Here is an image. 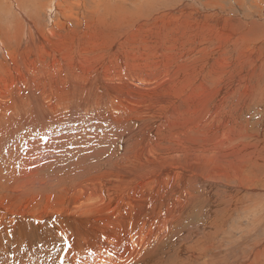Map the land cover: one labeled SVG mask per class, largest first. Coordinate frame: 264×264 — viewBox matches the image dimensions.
Instances as JSON below:
<instances>
[{"label": "bare ground", "instance_id": "bare-ground-1", "mask_svg": "<svg viewBox=\"0 0 264 264\" xmlns=\"http://www.w3.org/2000/svg\"><path fill=\"white\" fill-rule=\"evenodd\" d=\"M55 1L0 0V264H39L48 257L50 264H126L164 251L182 231L176 220L189 223L188 239L205 233L213 216L231 214L238 207L231 203L236 186L219 183L259 182L253 168L243 166V157L258 160V146L246 140L241 121L243 94L259 98L260 87L250 86L257 71L251 42L259 39L238 33L224 15L228 7L217 6L225 0H190L202 8L185 0ZM247 1L261 13L257 1ZM208 7L218 10L208 17ZM46 9L65 20L46 28ZM77 9L83 11L78 19ZM260 9L264 13V4ZM223 34L250 56L248 77L240 54L223 58L221 46H215L220 55L211 50ZM261 66L264 75V61ZM70 166L81 176L71 177ZM170 187V208L160 215L156 203L165 204ZM201 198L206 201L193 220L189 202L196 206ZM153 202L154 219L136 223ZM56 225L57 241L34 245L20 262L5 258L10 237L14 243ZM258 245L236 255L244 264H261ZM222 260L214 255L198 264L227 263Z\"/></svg>", "mask_w": 264, "mask_h": 264}, {"label": "rangeland", "instance_id": "rangeland-1", "mask_svg": "<svg viewBox=\"0 0 264 264\" xmlns=\"http://www.w3.org/2000/svg\"><path fill=\"white\" fill-rule=\"evenodd\" d=\"M120 1L121 0H118L119 4H120ZM180 1H183V0H180ZM185 1H187L188 3H193L197 7L202 8V6H200L199 4L197 5L193 1H190V0H185ZM255 1L257 2L254 4L261 11V13L259 14L257 12H253L254 11L253 9L251 10L252 7L250 6V3L252 1H249L250 2L249 3L248 1L246 2V0H242L243 2V5H242L239 0H225L226 4L223 3L222 5H217V6L223 12H224V9L228 7L226 12H224V15L225 17L233 18V21L237 23V28H241L240 31H238L239 34L241 33L243 35H249L251 38H254L255 40L257 38L259 39L256 42H251V43H256L254 49L256 51L257 71L254 73L255 75V77H253L254 80L250 82V86H252L253 81H254L255 85L257 87H260L256 91V93H254L256 96H259V98H253L252 94L245 93L243 94L245 95L243 99L248 100V102L246 103V101H243V100L241 101L242 103L247 104V107H245L244 113L241 116V119H242L241 121L244 124L245 130H246L245 133L250 134L249 136H247L246 140L247 141L250 140L249 142H254L256 146H258V149L255 148L256 151L258 150V160L257 161L254 160L256 157H252V158L243 157V166H245L248 163L254 170L253 175L255 179L259 182L254 183L256 186H253V185L245 186L244 185L243 187L237 184V181L229 182L228 179H226L225 182L219 183V185L221 186L223 185L225 186L228 185L230 187L236 186L234 190L238 192L237 199L235 198L236 201H234L235 200L234 199L233 202L231 203H235L238 207L235 210L231 211L232 212L231 214L230 212H227V213H219L216 216H213L214 218L212 219L210 223L209 229L205 233H200L195 237L189 236L188 239H186V237L190 233L189 223L187 221L176 220V224H179L181 226L182 231L178 232L177 237L170 240L169 245L166 246L164 251L159 253L160 250L156 249L154 250L155 251L154 253H142L140 254V256L137 257L136 260L131 261L126 264H164V263L168 264L170 260L175 259L176 257H179L181 259L183 258L187 259V264H198V262H202L204 259L211 258L214 255L217 257V259H221V260L225 256L226 259L222 261H226L227 262L226 264H232L237 258H238V262L240 261L239 263L244 264V261L240 259V256L236 254H239L241 251L246 252L248 251V249L255 250L253 245L256 246L259 243L260 244L256 248L260 253H262L263 260H264V247H263L264 246L263 244L264 243V207H263L264 205L262 206V208L260 205V204H264V188H263L264 186V94H263L264 75L261 72L262 70L261 65L264 61V39L262 37V34H264V28H263L264 27L263 26L264 25V13L260 9L261 5L264 4V0L262 1L255 0ZM141 2L142 0H137L136 3L140 5ZM123 3L126 5L130 3V5L132 4L131 6L134 5L133 0H124ZM90 4L91 2L87 1L85 5L89 6ZM239 5H241L242 7ZM181 7L184 8L185 6L183 5L179 6V8ZM208 8L209 9L206 10L207 16L208 15L211 16L212 14L211 9L218 10L217 8H211V7H208ZM102 10L104 9H100L99 15ZM80 11L83 13L81 9H77L76 11L78 12L77 15H80L77 17V19L81 17ZM59 15L60 13L57 12L55 9L53 10L46 9L45 14H44V22L46 24L45 25L46 28L51 27L54 19L56 18H61L63 21L65 20L63 17ZM72 20L76 22L75 19H72ZM261 23L263 25H261ZM224 35L225 34H223L222 37L219 36L221 38L216 37L218 39L214 38L212 40L213 44L210 45L211 50L214 49L213 52L215 55L223 54L222 55L223 58H226V54H227L228 57H232V59H236L238 57L237 54H240L241 55L240 62H241V66L243 67L242 76L248 77L251 74L250 71L252 70V65L250 64V61H249L250 56H248L243 51L238 53L237 52L238 50L233 47V44L230 41V38L223 37ZM215 46L222 47L220 54H218V50L215 49ZM226 46L228 47L227 50H226ZM227 51L231 55L228 54ZM261 51H263L262 55L259 54ZM213 62H214L213 60L210 61V64ZM210 64L208 65V68L210 67ZM206 71H208V69ZM263 72H264V66H263ZM257 77H260V79ZM246 104H240L239 106L242 108ZM228 111L232 112V109ZM13 112H17V111L14 110ZM233 112H236V109ZM129 123H131L137 129L138 125L135 119H130ZM25 126L26 125H21L18 128L16 127L17 129L14 128L8 131L10 132V137L12 136L10 139L15 138L16 133L22 127H25ZM15 129H16V133L13 135V133L15 132ZM29 129L33 132L38 131V128L34 126L30 127ZM110 129H113V127H110ZM128 132H129V129L127 131V136L130 135V132L129 133ZM137 136L138 134L135 135V137ZM72 160L74 163H76L77 158L75 155ZM72 170L74 171V173L69 174L70 176L72 175L71 177L81 176L79 173H76V166H70L69 171H72ZM246 172L249 174L248 171ZM174 190H175L174 188L170 187L163 191L167 195L166 199L163 198L165 199V204L156 203L157 207H162L161 210L159 211L160 215L164 214L170 208L169 203L167 201L170 198ZM28 196L29 194L24 195L23 200L24 201L27 200ZM205 201H206L205 199L201 198L196 206H193L189 202L190 206H192L191 218L193 220L198 219V216L200 213L199 206L202 205V203H204ZM257 202H259L258 203L259 205L255 206L256 208L254 207L255 209L253 208L251 210L252 213L251 214L247 213L245 210V207L246 206L252 207ZM154 204L155 202L150 204L149 208L151 209L149 211L145 209L146 207L142 208L139 219L136 221V223L148 225L149 222H151L154 219V217L156 216V213L153 210ZM221 207L224 209V211H226L227 208H229L230 206L222 205ZM224 211H220V212H224ZM182 216H183V213H182ZM204 216L206 217V215ZM250 230H253V231H250ZM57 231H58V226L56 225L50 231H47V234H46V231L44 230H42L41 233L28 232L25 235H23L21 239H17L18 241L14 243H11V237H10L6 241L5 250L3 251L5 258H12L16 262L22 261V255L28 250H30L32 247H34V245L40 248L42 244H47L49 241H57V238H56ZM52 232L55 234L54 237L51 235ZM37 235H40V236L38 237ZM261 238L263 242L260 241ZM192 240H195V241L192 242ZM128 245L131 247L130 242L128 243ZM199 250L202 251L203 255H201V252ZM228 251H229V254H228ZM226 255H229V256H226ZM146 256H149V257H146ZM164 256H167L168 259L163 263L161 262V259ZM263 260L261 264H263L264 262ZM46 261L48 262L46 263ZM50 263H51V260L49 257L47 258V260L45 259L39 262V264H50Z\"/></svg>", "mask_w": 264, "mask_h": 264}]
</instances>
